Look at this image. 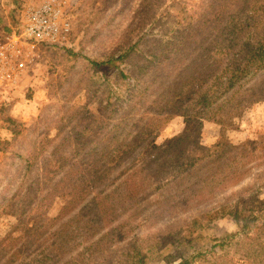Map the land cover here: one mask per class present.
<instances>
[{
    "label": "trees",
    "instance_id": "trees-1",
    "mask_svg": "<svg viewBox=\"0 0 264 264\" xmlns=\"http://www.w3.org/2000/svg\"><path fill=\"white\" fill-rule=\"evenodd\" d=\"M197 1H181L176 12L166 11L174 16L172 28L163 48H153L145 61H125L134 54L132 44L108 61L90 62L95 70L113 68L115 84L123 85V91L112 92L107 82L94 83L90 93L87 81L82 105L74 114H64L66 123L72 124L63 133L66 142L38 143L51 146L38 166L32 195L23 203L40 221L20 236L5 237L3 264H146L144 258L153 250L128 240L130 228L118 229L137 214L140 204L152 198L158 203V193L164 195L165 213L181 206L189 210L192 203L204 208L215 205L184 220L180 240L185 244L203 226L228 215L236 233L240 227L244 235L239 257L264 264V206L255 196L264 187V134L240 144L221 136L200 153L190 147L187 130L166 145L151 142L174 117L181 116L187 123L204 117L228 122L264 99V0ZM147 4L150 11L156 10L157 0ZM154 13L144 14L141 23L151 22ZM29 81L33 80L23 78L18 87H30ZM15 126L24 133L19 124ZM54 128L55 137L61 136L63 129ZM132 139L149 144L151 152L126 156L122 148ZM6 144L0 141L2 154L8 152ZM38 145L24 158L25 171L38 160ZM253 169L263 181L242 188L247 195L226 196L223 203L217 199L250 177ZM58 197L68 202L56 217H50L47 208ZM232 238L226 236V247L240 245ZM163 246H157L156 254H163ZM197 257L200 252L180 256L175 264H193ZM218 261L202 264H223Z\"/></svg>",
    "mask_w": 264,
    "mask_h": 264
},
{
    "label": "rangeland",
    "instance_id": "rangeland-1",
    "mask_svg": "<svg viewBox=\"0 0 264 264\" xmlns=\"http://www.w3.org/2000/svg\"><path fill=\"white\" fill-rule=\"evenodd\" d=\"M19 1L0 0V37L16 29L22 10L33 0H25L23 6L17 8ZM62 1L65 2L66 16L70 23L69 31L63 41L52 43L50 47L37 51L39 57L34 68L25 77L33 80V85L29 81L30 87L18 85L12 91L5 90L9 88L0 89V141H5L8 147L5 154L0 152V264L7 258L3 250L7 244L5 237L20 236L24 229L33 227L40 221L23 203L32 195L35 187L33 181L36 173L40 171L38 166L51 146L49 144L44 148L38 143H49L50 140L55 143L66 142L67 138L63 137V133L72 124L66 123L64 114H74L82 105V94L85 92L83 88L87 81L91 82L90 93H93L94 83L102 86L107 82L112 85V92L115 93L119 88L123 91V85L115 84L113 68L95 70L90 62L108 61L132 44H135L136 48L134 54H130L125 61H145L147 53L153 48H163L166 33L172 28L170 23L174 16L166 15V11L171 14L176 12L180 2L185 0H157L156 10L153 11L149 10L147 0ZM151 13H154L153 18L149 20L151 22L143 20L141 23L143 17ZM14 17L17 18L16 25L13 24ZM5 27L9 28L10 32L5 31ZM15 124H19L24 133L16 130ZM54 125L63 129L61 136L55 137L58 131ZM184 130H187L192 138L190 147L194 153L212 148L221 136L232 144L257 139L259 133L264 134V99L228 122L219 118L204 117L194 123H187L181 116L174 117L165 128L152 137L151 142L159 147L166 145ZM36 145L39 146L38 153L36 152L39 158L29 171H25L24 158L33 153ZM122 152L126 156H145L151 152V146L132 139L122 148ZM248 175L251 176L220 193L217 199L223 203L226 196L237 198L247 195L243 193L242 188L252 187L251 185H258L263 181L262 176L257 177L254 169ZM255 196L257 202L264 206V187L259 189ZM155 197L162 201L155 203L152 198L140 204L137 214L118 229L124 231L130 228L128 240L137 242L141 248L153 250L144 258L146 264H175L179 261L178 257H190L198 252L201 257L195 258L193 264H202L203 260H220L223 264V261L228 264H251L239 257L240 251L237 250L243 244L241 240L244 235L240 227L236 233V227H233L234 223L228 215L216 218L211 225L203 226L190 242L185 244L180 240L186 227L184 220L215 205L204 208L192 203L189 204V210L181 206L165 213L163 210L167 205L163 200L164 195L158 193ZM67 202L65 197L54 199L46 214L56 217ZM36 204L37 202L32 203L31 207ZM16 210H22L23 214ZM145 215L149 216L143 218ZM196 227L192 225V228ZM227 235H233L231 242L240 245L226 247ZM162 243L165 248L163 254H156L157 246L160 247ZM169 254L173 256L170 260L165 256ZM160 255H163L162 258Z\"/></svg>",
    "mask_w": 264,
    "mask_h": 264
},
{
    "label": "built area",
    "instance_id": "built-area-1",
    "mask_svg": "<svg viewBox=\"0 0 264 264\" xmlns=\"http://www.w3.org/2000/svg\"><path fill=\"white\" fill-rule=\"evenodd\" d=\"M69 28L64 1L33 0L25 6L16 29L0 37V89H15L34 68L37 51L63 41Z\"/></svg>",
    "mask_w": 264,
    "mask_h": 264
}]
</instances>
